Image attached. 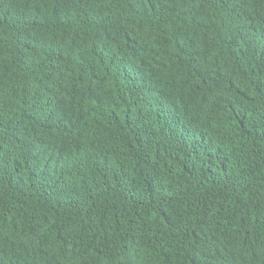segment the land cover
Masks as SVG:
<instances>
[{"label":"trees","instance_id":"trees-1","mask_svg":"<svg viewBox=\"0 0 264 264\" xmlns=\"http://www.w3.org/2000/svg\"><path fill=\"white\" fill-rule=\"evenodd\" d=\"M0 264H264V0H0Z\"/></svg>","mask_w":264,"mask_h":264}]
</instances>
